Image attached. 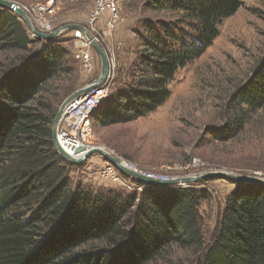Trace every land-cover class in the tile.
I'll return each instance as SVG.
<instances>
[{
  "label": "trees",
  "instance_id": "obj_1",
  "mask_svg": "<svg viewBox=\"0 0 264 264\" xmlns=\"http://www.w3.org/2000/svg\"><path fill=\"white\" fill-rule=\"evenodd\" d=\"M241 4L151 1L154 11L181 13L193 35L182 37L161 20L145 23L127 89L109 88L92 125L129 122L161 106L176 71L205 51ZM29 36L18 15L0 6V52L24 53L0 74V264H152L169 246H199L198 206L209 197L203 188L136 180L140 192L123 195L73 184L70 173L79 165L57 153L51 125L61 88L54 81L74 68L57 36ZM230 104L226 137L264 108V56ZM210 240L196 264H264V185L237 184Z\"/></svg>",
  "mask_w": 264,
  "mask_h": 264
},
{
  "label": "rangeland",
  "instance_id": "obj_2",
  "mask_svg": "<svg viewBox=\"0 0 264 264\" xmlns=\"http://www.w3.org/2000/svg\"><path fill=\"white\" fill-rule=\"evenodd\" d=\"M11 1L24 9L39 31H44L38 23L42 17L50 19L55 30L63 28L57 40L68 52L65 59L74 72L71 76H64L63 81H54L61 86L55 97L56 112L70 94L101 74V60L92 45L91 69L75 59L77 48L74 47L72 29L67 25L85 27L99 40L107 57L113 60L114 68L108 78L109 94L127 89L132 66L138 60L137 53L145 38L142 30L145 23L161 20L175 25L174 32L182 37L193 35L189 20L179 12L152 10L149 3L153 0H118L122 20L113 31L105 29L103 19L97 21L96 27L89 23L95 0H54L55 15L52 17L42 12L48 0ZM241 2V6L221 22L218 35L205 51L176 71L169 83L170 95L161 106L125 123L103 125L93 122L97 147L129 162L145 174L169 178L198 177L222 171L264 178V108L249 116L242 131L226 137L231 98L264 56V0ZM26 28L29 37L40 39L27 25ZM23 54L1 51L0 74ZM78 165L70 173L74 185L81 184L93 191L112 189L123 195L141 190L142 186L135 178L118 168V182L102 176L112 164L98 153L90 154ZM237 184L244 183L221 176L200 177L186 184H161L203 188L209 197L198 206L204 235L201 244L169 246L152 264H196L201 260L225 202Z\"/></svg>",
  "mask_w": 264,
  "mask_h": 264
},
{
  "label": "built area",
  "instance_id": "obj_3",
  "mask_svg": "<svg viewBox=\"0 0 264 264\" xmlns=\"http://www.w3.org/2000/svg\"><path fill=\"white\" fill-rule=\"evenodd\" d=\"M53 3L54 0H48L46 5L42 8V12H45L48 17L55 15V7ZM42 12H40L41 17ZM99 19H103L104 27L107 31H113L116 29L118 23L122 20L118 0H95L94 7L89 17V23L91 26L96 27V23ZM38 23L39 27L45 32L55 30L51 25L50 19L42 17ZM72 35L74 38V47L77 48V52L74 55L75 59L80 61L85 68L91 69L90 41L79 29H72ZM93 38L99 43V40L95 36H93ZM108 63L109 72L105 81L100 85L90 87L86 92L68 102L58 121L55 134L57 144L72 157H81L89 150L97 148L93 135L92 115L98 106L105 100L109 91L110 84L108 78L114 68V63L111 58H108ZM97 79L98 78L93 79L90 83L96 82ZM120 161L123 166L133 169V171L138 173L145 174L138 171L129 162L121 159ZM116 171L117 169L115 166L108 165L102 176H107L108 178L111 177L113 182H118L119 176L116 175ZM146 175L160 180L169 178L167 176H156L153 174Z\"/></svg>",
  "mask_w": 264,
  "mask_h": 264
},
{
  "label": "water",
  "instance_id": "obj_4",
  "mask_svg": "<svg viewBox=\"0 0 264 264\" xmlns=\"http://www.w3.org/2000/svg\"><path fill=\"white\" fill-rule=\"evenodd\" d=\"M0 6L6 7L11 9L15 14H17L20 18L23 19V21L26 23V25L28 26V28L30 29V31L45 40H49L51 38H54L56 36H58L60 34V32L63 30V28H59L56 30H53L51 32H42L39 31L37 28H35V26L33 25L31 19L29 18V16L27 15V13L24 11V9L19 6L18 4H16L15 2L11 1V0H0ZM67 28H71V29H79L83 32V34L86 36V38L90 41L91 45L94 47V49L97 51L100 60H101V74L100 77L97 79L96 82L94 83H89L86 86H84L83 88L76 90L75 92H73L72 94H70L63 102L62 104L59 106L53 121H52V125H51V141L53 143V146L55 147L57 153L66 161L72 164H81L85 161V159L92 153H98L100 155H102L103 157L107 158L108 161L115 166L116 168H118L120 171H122L123 173L135 178L138 181L144 182V183H149V184H157V185H173V184H186L188 182H192L195 181L197 179H199L200 177H211V176H221L224 177L226 179H229L233 182L236 183H244V184H259V185H264V178H259L256 176H244V175H239V174H231L228 172H222V171H214V172H208V173H204L198 177H190V176H186V177H172V178H168L165 180H160V179H156V178H152L146 174H142V173H138L136 171H133L125 166H123V164L121 163V161L116 158L115 156H113L112 154H110L109 152L105 151L102 148H93L91 150H89L86 154H84L81 157H72L69 154H67L64 150H62V148L57 144L56 141V128H57V124L58 121L60 119V116L63 112L64 107L67 105L68 102H70L71 100H73V98L83 94L84 92H86L90 87L94 86V85H100L101 83H103L107 77V74L109 72V63H108V57L107 54L105 52V50L101 47V45L93 38V36L89 33V31L83 27L80 24H72V25H67Z\"/></svg>",
  "mask_w": 264,
  "mask_h": 264
},
{
  "label": "bare ground",
  "instance_id": "obj_5",
  "mask_svg": "<svg viewBox=\"0 0 264 264\" xmlns=\"http://www.w3.org/2000/svg\"><path fill=\"white\" fill-rule=\"evenodd\" d=\"M131 170H133V169H131Z\"/></svg>",
  "mask_w": 264,
  "mask_h": 264
}]
</instances>
